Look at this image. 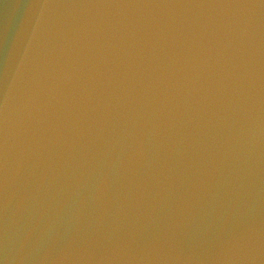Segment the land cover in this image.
Here are the masks:
<instances>
[{
  "label": "water",
  "instance_id": "95a60500",
  "mask_svg": "<svg viewBox=\"0 0 264 264\" xmlns=\"http://www.w3.org/2000/svg\"><path fill=\"white\" fill-rule=\"evenodd\" d=\"M0 264H264V0H0Z\"/></svg>",
  "mask_w": 264,
  "mask_h": 264
}]
</instances>
